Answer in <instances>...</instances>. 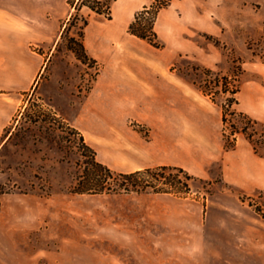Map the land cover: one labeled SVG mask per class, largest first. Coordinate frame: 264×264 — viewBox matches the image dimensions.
Instances as JSON below:
<instances>
[{
  "label": "rangeland",
  "instance_id": "rangeland-1",
  "mask_svg": "<svg viewBox=\"0 0 264 264\" xmlns=\"http://www.w3.org/2000/svg\"><path fill=\"white\" fill-rule=\"evenodd\" d=\"M69 1L0 0V11L21 14L22 30L30 31L31 50L35 54L47 52L50 58L39 83L24 96L9 137L0 148V264H236L237 247L228 246L223 234L225 225L232 222L226 197L239 194L246 208L264 217V191L242 194L240 188L223 179L221 160L203 175L184 165L187 155L176 156L173 149L157 161L178 163L197 179L191 181L187 195L152 190L69 191L84 169L82 153H88L71 116L78 113L108 62L95 59L89 45L86 50L91 60L82 61L68 49L70 37L78 38V28L61 39L75 12ZM146 4L150 0H117L112 4L111 18L83 8L79 14L89 21L84 43L100 31L115 30L121 39L112 41L106 50L112 60H122L123 50H139L157 61L162 60V54L167 55L182 93L194 101L195 132L208 148L224 146L220 105L232 94L217 93L216 103L212 95H204L200 85L208 78L203 70L212 69L229 77L231 83L238 75L241 86L250 62L264 58V0H174L156 21L160 48L128 33L130 23ZM82 24L80 21L79 26ZM127 60L136 58L131 54ZM236 97L238 104L233 109L243 111L245 103L240 94ZM150 104L155 108L148 113L167 116L171 126L189 110L184 99ZM133 108V112H141L134 103ZM232 120L242 126L238 117ZM128 122L143 132L146 141L155 140V132L150 134L135 118ZM263 128L260 121L255 126L262 155L264 142L259 137ZM230 130L228 125V134ZM243 137L237 135V139ZM98 159L103 161L101 156ZM133 161L136 159L121 156L117 162L106 163L121 172L131 168L128 164Z\"/></svg>",
  "mask_w": 264,
  "mask_h": 264
},
{
  "label": "crops",
  "instance_id": "crops-1",
  "mask_svg": "<svg viewBox=\"0 0 264 264\" xmlns=\"http://www.w3.org/2000/svg\"><path fill=\"white\" fill-rule=\"evenodd\" d=\"M118 39L121 35L115 30L100 31L89 43L87 39L85 47L91 46L94 58L108 62L101 68L78 113L71 116L76 121V130L97 152V159L101 156V162L108 165L117 162L121 156L135 158L136 161L128 164L131 168L121 171L126 173L160 165L177 166L178 163L157 162L173 149L176 156L187 155L183 164L195 174L203 175L221 160L223 179L240 188L242 194L264 191V157L255 152L249 139H237L236 147L229 151L223 145L206 147L203 137L193 127L198 121L192 115L194 101L182 93L181 82L173 76L170 58L162 54V60H150L139 50H123L122 60H112L106 50H110L112 41ZM126 40L131 42L129 38ZM30 46V31L22 30L21 14L6 15L0 11V148L9 137V128L21 109L24 96L39 83L49 63L47 52L35 54ZM131 54L136 60H127ZM245 74L246 79L238 92L245 103L241 112L264 123V58L253 59ZM182 99L189 110L183 117H178L173 127L167 116L148 113L149 109L155 108L150 103ZM133 103L140 113L133 112ZM220 112L222 118L221 107ZM131 118L146 126L150 134L155 132V140L146 141L143 132L129 125ZM153 150L161 152L160 155L151 154ZM226 201L231 204L232 222L225 225L223 234L228 246L237 247L234 250L236 264H264L261 248L264 246V217L252 208H246L239 194L227 195Z\"/></svg>",
  "mask_w": 264,
  "mask_h": 264
},
{
  "label": "trees",
  "instance_id": "trees-1",
  "mask_svg": "<svg viewBox=\"0 0 264 264\" xmlns=\"http://www.w3.org/2000/svg\"><path fill=\"white\" fill-rule=\"evenodd\" d=\"M117 0H70L69 3L75 12L64 26L61 34V39H65L72 28H78V38L76 36L70 37L68 49L74 52L77 57L82 60H91L84 43L85 29L89 25L87 18H81L79 11L87 8L91 12L98 15L111 18L112 4ZM174 0H151L149 5H145L139 11L134 20L130 23L128 32L146 42L150 45L160 48L162 45L158 41V34L155 29L156 21L159 13L168 8ZM83 24L79 26V22ZM60 41L57 47H59ZM78 46V47H76ZM197 70V68H196ZM204 75L208 78L204 83L208 85H200V91L204 95H212L211 100L216 103L214 95L217 93L232 94L228 97L220 107L222 109V123H223V140L224 148L232 150L237 144V135L244 134L252 143L254 150L260 154L257 141L255 140V126L259 121L250 117L244 112H239L233 109V105L238 104L236 95L240 91V83L238 75L234 77L233 83L229 81V77L221 76L220 73L212 69H204ZM231 85L233 87H231ZM216 88V89H215ZM238 117L242 126L238 127L233 123L232 118ZM228 125L231 127L228 134ZM80 136L83 149L88 153H82L84 169L77 179L70 186L69 191L74 194H103V193H143L149 190L155 193H171L175 195H187L191 192V181L197 180L190 175L184 168L171 165H160L155 167L144 168L133 172H116L108 165L102 163L97 159V152L89 146L84 139V136L76 129H74ZM252 130V132H250ZM231 136L233 138L231 139ZM261 142H264V128L260 135ZM204 184H210V181L200 179Z\"/></svg>",
  "mask_w": 264,
  "mask_h": 264
}]
</instances>
